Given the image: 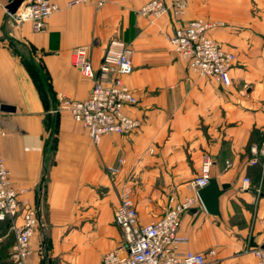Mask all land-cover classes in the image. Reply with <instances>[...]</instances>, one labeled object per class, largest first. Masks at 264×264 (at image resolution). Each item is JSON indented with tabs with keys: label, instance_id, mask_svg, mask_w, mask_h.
I'll list each match as a JSON object with an SVG mask.
<instances>
[{
	"label": "crops",
	"instance_id": "0c3cea01",
	"mask_svg": "<svg viewBox=\"0 0 264 264\" xmlns=\"http://www.w3.org/2000/svg\"><path fill=\"white\" fill-rule=\"evenodd\" d=\"M0 0V157L18 199L38 207L40 219L24 264H101L121 244L113 213L124 187L131 189L141 224L162 217L169 198L195 196L190 183L203 158L211 178L227 185L218 215L196 201L180 217L176 249L205 255L207 264H256L245 253L264 245V178L247 165L248 148L264 138V0H187L179 19L156 21L139 14L150 0H92L51 15L43 31L15 25ZM27 1V0H24ZM219 23L208 36L233 53L232 84L223 89L197 76L173 52L169 37L188 21ZM112 41L132 51L133 72L123 82L138 99L126 112L141 122L128 136H104L93 144L68 112L52 115L57 97L85 100L92 81L70 63L76 47L90 49L98 68ZM32 65L39 89L25 62ZM121 161V163H119ZM116 169V172H110ZM250 186L242 190V180ZM20 212L0 221V264H15L13 227Z\"/></svg>",
	"mask_w": 264,
	"mask_h": 264
},
{
	"label": "built area",
	"instance_id": "2783aa9c",
	"mask_svg": "<svg viewBox=\"0 0 264 264\" xmlns=\"http://www.w3.org/2000/svg\"><path fill=\"white\" fill-rule=\"evenodd\" d=\"M87 1L69 0L66 7ZM92 1L96 9H100L109 0ZM186 4L187 0H150L138 12L150 19L151 23L166 15L179 19L185 14ZM59 11L60 7L55 0H23L13 14L8 11L7 14L15 25L30 23L32 30L39 32L45 29L46 20ZM217 26L219 23L203 19L190 20L173 31L169 44L188 70L228 89L232 84L230 70L236 63V57L208 36V32ZM70 63L84 78L92 81L90 93L83 101L59 95L50 111L52 115L60 111L68 112L71 119L85 130L93 144H98L104 136H128L139 130L140 120L126 112L138 105V99L123 82V77L130 75L134 69L131 49L119 41H112L98 68H94L90 49L86 46L76 47L70 53ZM6 135V131L0 127V141ZM246 162L250 167H259L264 178V138L249 146ZM212 165L213 160L205 156L200 174L190 183L195 191L194 197L178 202L171 195L162 217L147 224L139 222L131 189L124 187L113 213L114 224L121 232V244L106 253L101 264H207L205 255L192 251L180 253L176 247L186 241L178 236L180 217L198 201L197 191L208 184ZM110 172H116V169ZM249 186V178L244 177L241 189H248ZM18 196L5 162L0 157V221L11 220L18 212L22 215V224L13 227L15 247L12 257L15 264H24L31 238L38 227L40 210L36 206L26 208ZM245 253L251 254L256 264H264V245L248 247Z\"/></svg>",
	"mask_w": 264,
	"mask_h": 264
},
{
	"label": "water",
	"instance_id": "95a60500",
	"mask_svg": "<svg viewBox=\"0 0 264 264\" xmlns=\"http://www.w3.org/2000/svg\"><path fill=\"white\" fill-rule=\"evenodd\" d=\"M23 0H11L7 11L13 14ZM1 111H13V109L6 105L0 106ZM227 188V185H218L214 178H210L208 184L197 191V198L205 211L213 216L218 215V202L222 191Z\"/></svg>",
	"mask_w": 264,
	"mask_h": 264
},
{
	"label": "trees",
	"instance_id": "16d2710c",
	"mask_svg": "<svg viewBox=\"0 0 264 264\" xmlns=\"http://www.w3.org/2000/svg\"><path fill=\"white\" fill-rule=\"evenodd\" d=\"M25 62V66L27 67V69H28V71H29V73H30V75H31V77L33 78V80H34V82H35V84L37 85V87L40 89L41 88V91H42V96H43V100H45V96H44V94H43V87L41 86V84H40V78H39V75H38V73H37V71H36V69L32 66V65H30L29 63H27L26 61H24ZM133 198V197H132ZM134 201V200H133ZM135 204V203H134Z\"/></svg>",
	"mask_w": 264,
	"mask_h": 264
}]
</instances>
